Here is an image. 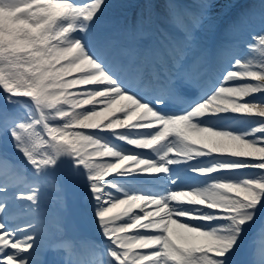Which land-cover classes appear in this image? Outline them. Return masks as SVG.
Masks as SVG:
<instances>
[{
	"label": "snow or ice",
	"instance_id": "6c2138e0",
	"mask_svg": "<svg viewBox=\"0 0 264 264\" xmlns=\"http://www.w3.org/2000/svg\"><path fill=\"white\" fill-rule=\"evenodd\" d=\"M258 14L245 51L242 0H0V264H246L264 234ZM48 188L78 198L91 259L45 247Z\"/></svg>",
	"mask_w": 264,
	"mask_h": 264
},
{
	"label": "rangeland",
	"instance_id": "374dc122",
	"mask_svg": "<svg viewBox=\"0 0 264 264\" xmlns=\"http://www.w3.org/2000/svg\"><path fill=\"white\" fill-rule=\"evenodd\" d=\"M252 3H253V2H250L249 5H252ZM252 7H253V9L256 11V13L259 12V2H258V1L254 2L253 5H252ZM256 7H257V8H256ZM114 15H115L114 13H111V12H110V13L108 14V16H106V18H105V20H104V22H103V24H102V27H106L107 24H109V23H110V24L113 23V22H114ZM257 23H258L257 25H260V24H261V23H260V19L257 20ZM260 30H261V27L259 26V31H258V33L260 32ZM255 55H257V59H258L259 56H260V54H259L258 52H255ZM249 99H252V98L250 97ZM236 126H239V125H236ZM251 232H253V230H252ZM252 239H253V242L256 241L255 235L252 236ZM258 251H259V250H258Z\"/></svg>",
	"mask_w": 264,
	"mask_h": 264
},
{
	"label": "bare ground",
	"instance_id": "6f19581e",
	"mask_svg": "<svg viewBox=\"0 0 264 264\" xmlns=\"http://www.w3.org/2000/svg\"><path fill=\"white\" fill-rule=\"evenodd\" d=\"M243 2V1H242ZM243 3H246V4H249V3H247V2H243ZM200 33H202V34H204V35H206V36H208L203 30H201V31H199ZM207 38H209V37H207Z\"/></svg>",
	"mask_w": 264,
	"mask_h": 264
}]
</instances>
